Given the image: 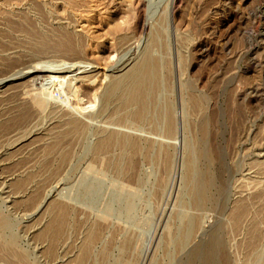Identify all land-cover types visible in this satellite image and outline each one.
Listing matches in <instances>:
<instances>
[{
    "label": "rangeland",
    "instance_id": "rangeland-1",
    "mask_svg": "<svg viewBox=\"0 0 264 264\" xmlns=\"http://www.w3.org/2000/svg\"><path fill=\"white\" fill-rule=\"evenodd\" d=\"M142 1L0 0V264H264V0Z\"/></svg>",
    "mask_w": 264,
    "mask_h": 264
},
{
    "label": "bare ground",
    "instance_id": "bare-ground-1",
    "mask_svg": "<svg viewBox=\"0 0 264 264\" xmlns=\"http://www.w3.org/2000/svg\"><path fill=\"white\" fill-rule=\"evenodd\" d=\"M159 1V4L161 3L160 1L161 0H158ZM166 5H167V8H168V10H169V12H171V13H173V6H174V0H166ZM142 4H143V6H149L148 8H150L151 7V5H153L154 4V6H155V9H154V11L156 10V7H157V4H156V0L154 1H152V0H143L142 2H141ZM138 4V3H137ZM142 6V5H141ZM149 10H152V8L151 9H149ZM168 12V13H169ZM149 13H150V11H149ZM171 15V14H170ZM173 15V14H172ZM171 17V16H170ZM145 18V17H144ZM143 24V23H142ZM144 25V24H143ZM146 25V24H145ZM51 70V69H50ZM40 70H32V71H26V72H21V75L22 76H24V77H28V81H32V80H36V78H39L40 76H39V72ZM14 76V75H13ZM9 77H11V76H9ZM50 77V79H52V80H54V81H59V84H60V86H61V84H63V82H64V78L62 79L60 76H57V75H55V76H49ZM7 78V77H6ZM61 78V79H60ZM10 79V78H9ZM3 80V79H2ZM0 81V83H2L3 81ZM5 82V81H4ZM57 83V82H56ZM61 89L62 88H60L59 90H60V93H61ZM58 90V89H57ZM138 89L132 94V99H134V100H139V101H141V98H140V96H141V94H139L138 93ZM59 92V91H58ZM59 93V94H60ZM59 95H57V96H54V94L50 97V98H57ZM143 112H144V107H142L141 108V110H139V112H138V115H141V114H143ZM79 127V125L77 124V123H75V122H72V124H71V128L73 129V130H76L77 128ZM86 146V145H85ZM203 157V156H202ZM55 188V187H54ZM49 192V191H48ZM52 191H50V193H51ZM47 195V194H46ZM49 195V194H48ZM205 216V215H204ZM218 220V219H217ZM211 226V225H210Z\"/></svg>",
    "mask_w": 264,
    "mask_h": 264
}]
</instances>
